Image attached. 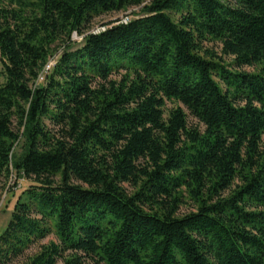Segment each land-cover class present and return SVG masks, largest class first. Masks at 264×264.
<instances>
[{"label": "trees", "instance_id": "1", "mask_svg": "<svg viewBox=\"0 0 264 264\" xmlns=\"http://www.w3.org/2000/svg\"><path fill=\"white\" fill-rule=\"evenodd\" d=\"M143 1L0 0V177L31 182L0 264H264V0H152L85 34Z\"/></svg>", "mask_w": 264, "mask_h": 264}, {"label": "rangeland", "instance_id": "2", "mask_svg": "<svg viewBox=\"0 0 264 264\" xmlns=\"http://www.w3.org/2000/svg\"><path fill=\"white\" fill-rule=\"evenodd\" d=\"M152 0H144L142 4L139 6H131L128 7L125 10L117 11V12H110V13H103L98 16H95L92 19L91 25L86 30L85 34L91 31H99L103 28L104 24L111 22L113 20H121L126 21L128 19H131L137 15H140L143 13V7L144 5H148ZM84 34V35H85ZM84 35H78L76 32H74L71 36V44L72 47H76L78 44L81 43L82 38ZM64 48V45L62 44L57 51L54 52V54L50 57V60L48 62L54 61L58 58L59 54L62 52V49ZM203 49H205L207 52H213L218 57H222V60L224 61V65L231 63V57L229 56H223L221 54V45L218 42L215 41H209L205 42L203 44ZM240 71H246V72H254L258 69L257 66H243L240 68H237ZM0 72H1V63H0ZM49 72V70L44 72V75H46ZM120 74V73H119ZM119 76H115V78H118ZM2 75L0 73V82L2 81ZM41 83L43 82L40 81ZM173 104L171 102H167L166 106L167 108L171 107ZM189 121L194 123L195 121L192 118H189ZM264 140V135L262 136ZM24 144L25 140L23 136H19L18 141L13 146V157H17L24 151ZM31 182L24 178V177H18L16 175V172L14 170H10V174L7 178L0 177V234L3 232L4 228L6 227L9 219L10 214L13 210L14 204L21 194V192L26 189L28 186H30ZM128 192H132L133 188L125 185ZM229 193V191H225L222 196H226ZM195 210V203L193 200L186 195L184 197L183 203L180 204L178 208V214L182 215L185 213H188L190 211ZM50 240L56 241L57 238L53 233L49 234L46 238L41 240L42 243H48ZM39 245L31 246L27 252L26 255H30L36 251H38ZM67 254V253H66ZM58 264H62L61 261L58 262ZM86 264V263H85Z\"/></svg>", "mask_w": 264, "mask_h": 264}, {"label": "built area", "instance_id": "3", "mask_svg": "<svg viewBox=\"0 0 264 264\" xmlns=\"http://www.w3.org/2000/svg\"><path fill=\"white\" fill-rule=\"evenodd\" d=\"M54 63H55V60H54V61H51V62H48V63L45 65L43 71H42V72L39 74V76H38V79H37L38 82L44 80V78H45L44 72H45L46 70H47V71L50 70L51 67L54 65Z\"/></svg>", "mask_w": 264, "mask_h": 264}]
</instances>
